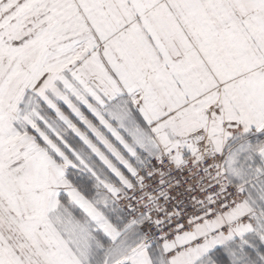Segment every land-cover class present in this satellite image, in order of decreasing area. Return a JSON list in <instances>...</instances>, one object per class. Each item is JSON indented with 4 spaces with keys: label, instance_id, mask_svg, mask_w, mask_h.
<instances>
[{
    "label": "snow or ice",
    "instance_id": "obj_1",
    "mask_svg": "<svg viewBox=\"0 0 264 264\" xmlns=\"http://www.w3.org/2000/svg\"><path fill=\"white\" fill-rule=\"evenodd\" d=\"M0 264H264V0H0Z\"/></svg>",
    "mask_w": 264,
    "mask_h": 264
},
{
    "label": "built area",
    "instance_id": "obj_2",
    "mask_svg": "<svg viewBox=\"0 0 264 264\" xmlns=\"http://www.w3.org/2000/svg\"><path fill=\"white\" fill-rule=\"evenodd\" d=\"M174 176L180 180H188L189 184H195V181L194 180H190L188 178V176L185 174V175H180L179 173H174ZM181 191H183V188L180 189ZM190 196H196V197H199L200 196V193L197 192V191H193L192 193H187L185 195V202L188 203V197Z\"/></svg>",
    "mask_w": 264,
    "mask_h": 264
}]
</instances>
